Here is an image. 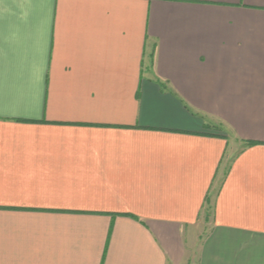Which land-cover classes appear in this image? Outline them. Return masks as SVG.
I'll return each mask as SVG.
<instances>
[{
    "label": "crops",
    "instance_id": "obj_1",
    "mask_svg": "<svg viewBox=\"0 0 264 264\" xmlns=\"http://www.w3.org/2000/svg\"><path fill=\"white\" fill-rule=\"evenodd\" d=\"M211 199L264 264V0H0V264H189Z\"/></svg>",
    "mask_w": 264,
    "mask_h": 264
},
{
    "label": "rangeland",
    "instance_id": "obj_2",
    "mask_svg": "<svg viewBox=\"0 0 264 264\" xmlns=\"http://www.w3.org/2000/svg\"><path fill=\"white\" fill-rule=\"evenodd\" d=\"M212 199L209 203V207L205 208L204 211L202 212L201 215V220L199 221V225L197 228L198 235H200L198 241L196 239H194V243L191 245L194 249V251H192V254L190 255V260H189V264H195L196 263V248L197 246H201L203 245L202 242L204 240V237L207 235V232L210 230L211 228V223H210V219H211V215H212ZM198 244V245H197Z\"/></svg>",
    "mask_w": 264,
    "mask_h": 264
},
{
    "label": "trees",
    "instance_id": "obj_3",
    "mask_svg": "<svg viewBox=\"0 0 264 264\" xmlns=\"http://www.w3.org/2000/svg\"><path fill=\"white\" fill-rule=\"evenodd\" d=\"M248 145H251V143H249Z\"/></svg>",
    "mask_w": 264,
    "mask_h": 264
}]
</instances>
